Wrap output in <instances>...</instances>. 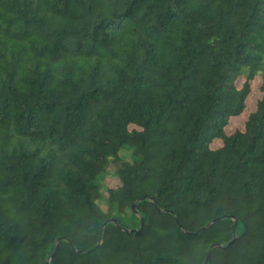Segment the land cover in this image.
Masks as SVG:
<instances>
[{"label": "trees", "instance_id": "trees-1", "mask_svg": "<svg viewBox=\"0 0 264 264\" xmlns=\"http://www.w3.org/2000/svg\"><path fill=\"white\" fill-rule=\"evenodd\" d=\"M207 256L264 264V0H0V264Z\"/></svg>", "mask_w": 264, "mask_h": 264}, {"label": "water", "instance_id": "water-1", "mask_svg": "<svg viewBox=\"0 0 264 264\" xmlns=\"http://www.w3.org/2000/svg\"><path fill=\"white\" fill-rule=\"evenodd\" d=\"M132 208L133 209H135V205H133L132 206ZM135 213H136V211H135ZM137 214V213H136ZM177 221V220H176ZM112 222L113 223H116V221L113 219L112 220ZM215 221H212L211 223H209L208 225H206L205 227H203L202 229H200V231L201 230H203V229H205V228H207L208 226H210L212 223H214ZM108 222H106L105 224H107ZM141 228H142V220H141V223H140V228H139V231L141 230ZM123 231H125V232H129V233H132V232H135V230H130V231H127V230H125V229H123ZM232 241H230V243H231ZM229 243V244H230ZM215 247H220V245H212V246H210L209 247V249H208V254H209V252L213 249V248H215ZM51 259V258H50ZM50 259H48V261H47V264H49V262H50ZM207 259H208V256H207V258H206V260H205V263L204 264H206L207 263Z\"/></svg>", "mask_w": 264, "mask_h": 264}, {"label": "rangeland", "instance_id": "rangeland-1", "mask_svg": "<svg viewBox=\"0 0 264 264\" xmlns=\"http://www.w3.org/2000/svg\"><path fill=\"white\" fill-rule=\"evenodd\" d=\"M256 97H258V94H256L255 91H253V93H252V95H251V97H250V100H249V107H250V108H252L253 103H254V100L256 99ZM236 123H237V121L234 122V125H235ZM107 178L110 179V178H111V175H108Z\"/></svg>", "mask_w": 264, "mask_h": 264}]
</instances>
